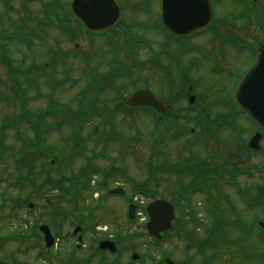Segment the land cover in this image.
Returning a JSON list of instances; mask_svg holds the SVG:
<instances>
[{
  "label": "flooded vegetation",
  "instance_id": "obj_1",
  "mask_svg": "<svg viewBox=\"0 0 264 264\" xmlns=\"http://www.w3.org/2000/svg\"><path fill=\"white\" fill-rule=\"evenodd\" d=\"M147 1L146 19L161 22L163 0ZM211 1L214 20L211 31L202 35L207 39L201 44L211 52H184L179 69L196 73L195 84L222 91L231 86L236 73L251 67L256 48L264 41V0ZM56 6L55 0H9L12 12L7 24L0 26V40L6 43L8 32H17V39H31V52H48L49 61L55 52V20H71L66 10L64 16H57ZM194 36L198 35L191 37ZM5 43H0V52H24L18 43L7 51ZM48 64L47 79L45 71L35 67L44 85L49 84L53 73ZM171 66L178 67L179 63L165 62L164 67ZM4 74L7 78V71ZM176 83V87L185 86ZM208 116L194 113L199 128L191 130V135L186 129L174 130L147 151L145 175L149 182L145 197L151 201L184 197L192 201L191 208L175 206L174 234L190 231L192 240L170 245L165 234L159 242H145L143 250L126 237L119 239L120 230L128 233L131 226L129 207L136 205L135 192L128 181L120 207L107 202L110 209L106 214L112 219L98 217L106 201L97 193L87 199L85 205L89 207L83 210L85 215L94 210V223H83L79 233L74 234L78 224L73 227L72 220H64L65 224L59 226L64 231L62 240L58 236L50 249L39 243L34 225H25L20 235L26 239L21 243L26 260L18 264H169V260L174 264H264V132L249 125L244 113L226 115L234 129L222 131L201 125L203 117ZM254 136L258 140L250 147ZM217 143L218 150L214 147ZM155 177L158 183H154ZM65 212L70 216L72 210ZM56 231L51 230L55 236ZM134 253L139 257H133ZM0 264H7L6 260L0 259Z\"/></svg>",
  "mask_w": 264,
  "mask_h": 264
},
{
  "label": "rangeland",
  "instance_id": "obj_2",
  "mask_svg": "<svg viewBox=\"0 0 264 264\" xmlns=\"http://www.w3.org/2000/svg\"><path fill=\"white\" fill-rule=\"evenodd\" d=\"M123 2V1H122ZM120 4L124 7V4H122L120 2ZM127 16L130 17V13L131 11L128 10L127 12ZM134 15L137 17H139V20H144L146 15L142 12H136L134 13ZM130 21V20H129ZM149 35V33H148ZM152 38V40H149V47H142L137 49L138 52V60L140 62H146L148 61V59L150 58V56H153L154 53H158L160 50V46H159V42L160 40L159 37L157 36H150ZM156 39V40H155ZM94 38H89L88 35L84 34L83 35V39L80 41V44H82L83 46H87V49L84 52H89V53H99V52H108V49L106 46H102L101 44H96L97 50H95L94 47L91 46V41H94ZM60 41V40H59ZM99 42V40H97ZM85 42V43H84ZM101 43L103 44L102 40ZM78 45V44H77ZM70 47V43H63L62 42V47L61 48H67ZM73 48V46L71 47ZM153 50L154 52L150 51ZM81 52H83V50H81ZM118 52H120L121 54H123L124 51V47H120ZM56 53V52H55ZM184 52H180V55H182ZM25 52H14L13 57L16 60H20L23 56H24ZM32 54H29L28 59L32 60ZM122 56V55H121ZM40 60L39 62H44L47 59V53L46 52H42L39 55ZM56 58H60V56H58V54L56 55ZM29 60V61H31ZM127 62H132L131 58H126ZM30 63V62H29ZM97 63L92 62L91 65H96ZM83 63H81L80 61H78L75 58H70V61L68 63H66L64 66H61V64L59 63L56 66V75L58 77H66L65 72H68L70 77V80L68 84H66L65 86L59 87L56 91V98L60 101V103H65V102H72V107H76V102H73L72 99L75 98L76 94L78 92H80V90L86 85L87 82V77L85 75V73L83 71H85L87 68L83 69ZM105 66V65H104ZM105 67L102 66L101 69H104ZM136 68V67H135ZM68 75V74H67ZM164 75H162L159 71L158 68L156 66L150 65V64H146V65H142L141 68H137L136 70V74L134 75V78H131V81L134 80H140V83L143 85H138V87L142 88L145 87L146 85H148L149 87H151V89L154 90L155 94H157L160 97H163L164 95H162V93H167V91L170 93L169 88H166L167 91H165L164 88H162L163 84H164V79H163ZM74 79V80H73ZM145 79L148 83L145 82ZM76 80V81H75ZM75 82V84H73ZM77 82V83H76ZM166 86V84H165ZM128 89V87H126L125 89H123V92H125ZM42 91L45 92L44 88L42 89ZM165 91V92H164ZM174 92L177 90H173ZM196 93V92H195ZM35 94V90L34 89H30L27 92V97L32 98L31 101L35 98L34 96ZM116 94L115 93H109L106 95L105 98H115ZM198 101L201 103V100L198 99ZM46 102H44L43 100L41 101H37V103L35 102H31V104H36L38 107H43L45 106ZM9 108H7V106H5L4 104L0 103V120L5 117L6 115L8 116H12L15 113H19L20 111V107L18 105V108L12 105H8ZM187 106V102L186 101H182V103L179 104V106L177 107L178 109L180 107H185ZM186 108V107H185ZM226 111V107L224 105L220 106V110L219 112H225ZM213 112H217V110H213ZM11 113V114H10ZM195 113V112H194ZM116 124H115V128H116V132L119 134H123L125 137H134L136 140L135 143L136 145L139 147H137V149L135 150V159L134 161L137 159V157L140 158L142 164H144L145 162V158L147 155H143L144 152L142 150H144V146H149L152 145L154 142V138H148L146 141H141L144 139L146 134H150L151 131L147 130V129H152L151 127H153L155 121L154 119L149 116V115H144V114H139L138 117L135 115V119L134 121H131L129 119V116L127 115H123V113H119L116 116ZM95 123H92L87 126V132H90V130H92V128L94 127V124H96V122L98 123V119L96 118ZM183 124L182 121H178V125ZM184 126L186 128H190L192 127V124H188L186 122H184ZM136 129L138 130V132L136 131ZM21 134L24 138H27L28 140H33L35 138L34 133L28 128L27 125H22L21 126ZM69 127L65 126L62 128L60 133H48L45 134V137L47 139V142L51 145H53V148H58L59 150L57 152H61L60 154H62V156L64 157L65 151L68 153L69 149L64 148L65 144H63L61 142V138L62 136H66L67 133H69ZM5 135L3 136L4 138V145H5V149L6 152H4L1 156V161H0V178H2V180L4 181H0V192L1 191H5L8 195V205H7V212L9 211L8 208H10V206L12 205L11 200L9 201L10 198H15L17 197V195H20V199L24 200V199H29V197L31 196V189L30 187L27 185L24 188L20 189L18 187H13L10 185H5L6 181H13L14 178L17 177L16 171H15V163L13 161V158L11 157L12 155H14L15 153H17V151L20 148V145L22 143V140L18 137L17 135V131L14 128H8L6 130V132L4 133ZM139 137H141L139 139ZM119 144L120 143V139L119 138H115L114 141L112 143H110L109 145V151L112 154V157H117L118 156V145H114V144ZM172 144V143H169ZM173 146H175V144H173ZM7 147V148H6ZM94 144L92 143V141L89 143L88 146V152L87 154L89 155L91 153V150L93 149ZM129 150V149H128ZM129 156H132L133 154L130 152L128 154ZM127 158V162H125V165L127 166H131L134 164V171L135 173H133L134 171L130 170L129 172H131L130 176L135 180V182H141L143 181L144 177L142 172L135 168L136 167V162H132L133 159L131 157H126ZM75 163H73V166L66 168L65 166L62 167V170L57 168L56 166H52V169H58L59 171H61V175H70V170L74 172H77L82 166H84L83 163H85L84 159H75ZM99 161H101V166H104V161L102 158L98 159ZM103 160V162H102ZM120 161V160H119ZM58 173H54L53 172V176L57 175ZM46 170H42L40 165L35 168V180L37 182V184H41L42 182H44L46 180ZM100 178H96V180H99ZM115 186L114 184H111L110 187ZM50 188V185L45 187V191ZM42 194V192H41ZM40 191L39 193L35 194V199L33 200V203L36 205L35 208L40 211H43V215L48 211L46 208H52L50 210V212H52L53 214L51 215V218H53V215H55V211L57 210V208L62 206L63 201L59 200L58 197H55V195H57L56 191L53 193V191H50L49 193H46V196H41ZM120 201H122L120 198H116L113 197L109 200V204L111 205H120ZM144 202H147L146 200L143 199ZM11 203V204H10ZM26 207V206H25ZM24 207V208H25ZM120 207V206H119ZM106 209H110V206L106 203L103 206V210L98 214L99 218L103 219V220H110L112 219L111 216H109L108 214H106ZM120 209H123L122 207ZM26 213L23 211L21 212V216H24ZM48 215L45 214L44 217ZM106 223H103L102 225H105ZM129 224H131L129 222ZM143 224L142 222L138 221V223L136 224H131V226H129V230L128 233H124V230H120V233H118V235L123 236L124 240L126 237V240H130L128 242H132L134 244H136L139 248L143 249V245H141V239L138 238L136 239L135 236L129 237V234H133V233H143L144 231V227L142 228ZM10 228V227H8ZM7 228V229H8ZM6 229V231H7ZM135 239L137 241H135ZM170 245L171 244H176L174 241H178L177 238L175 236H171L170 237ZM16 246H8L7 249H5L4 252H2L0 255V257H8L5 256L6 253H10L12 250H15Z\"/></svg>",
  "mask_w": 264,
  "mask_h": 264
},
{
  "label": "water",
  "instance_id": "obj_3",
  "mask_svg": "<svg viewBox=\"0 0 264 264\" xmlns=\"http://www.w3.org/2000/svg\"><path fill=\"white\" fill-rule=\"evenodd\" d=\"M79 1V0H77ZM102 24H98L97 29L99 30V28H104V27H108V21L104 19L101 20ZM91 27V26H89ZM93 27V26H92ZM94 30H96L95 28H92ZM253 74V76H257V79H259L258 81V92L259 94H263L264 93V45L261 47L260 49V56L258 59V63L256 65V67L254 69L251 70V73ZM244 83L245 80L241 81L239 83L238 89L235 92V102L237 103L236 105H238L240 108L242 107L241 105L243 104L244 100L242 98V89L244 87ZM262 102V104H264V99L263 101L260 100ZM127 104L131 105V106H136V105H153L156 107V109L160 108L162 105L154 98V96L151 94L150 91L144 90V91H139L136 94H134V96L130 99H128V101L126 102ZM248 106H251L250 104ZM164 204H166L165 202H156L154 205H152L153 209H161Z\"/></svg>",
  "mask_w": 264,
  "mask_h": 264
}]
</instances>
